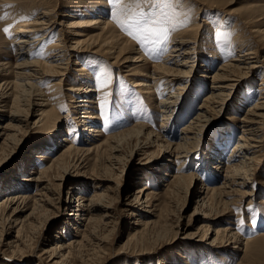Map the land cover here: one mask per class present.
<instances>
[{
	"label": "rangeland",
	"instance_id": "1",
	"mask_svg": "<svg viewBox=\"0 0 264 264\" xmlns=\"http://www.w3.org/2000/svg\"><path fill=\"white\" fill-rule=\"evenodd\" d=\"M227 1L167 0V4L157 6L151 4V0H117L116 3H110L109 0H0V60L10 64L17 58L13 54V27L16 22L38 12L34 10L40 3L50 8L49 18L54 21L55 29L48 39L38 45V55H31L32 59L45 58L47 47L56 41L60 23L67 20L68 14L75 13L80 16L79 20H84L91 18L84 14L93 10V18L106 19L116 29L113 34L122 35L112 56L91 51H83L78 56L89 74V80L72 70L73 74L68 73L63 77L47 76L36 82V86L45 95H53V101L45 108L50 112L42 125L32 127L31 123L36 116L29 117L30 124L27 127H23L24 123L11 122L9 117L3 121L2 124L10 123L15 128L8 131L9 142L6 145L0 143V200L8 193L18 191L11 184L16 176H22L25 169L35 172L51 164L48 158H53L57 153L50 151L49 143L53 141L54 135L47 129L55 124L57 117L60 122L56 130L57 141L61 142L60 139L66 136L74 149L46 171L45 183L51 184H48L52 188L48 196L52 198V205L39 207L35 219L20 228V242L15 238L16 227L9 231L6 221H0V264H49L50 252L44 253L45 250L60 241L67 242L76 238L67 224V214H72L73 217L76 212L75 206H72V210L65 208L64 201L68 191L75 198L79 191L85 198L99 194V205L104 204L107 209L98 207L91 213L94 234H84V239L79 237L82 239L81 243L63 264H264V150L254 154L258 160L253 165L255 169L248 189L253 190V194L243 199L236 197L234 203L228 207L226 205V208L217 200L210 205L212 213L218 211L221 214L214 224L209 223L210 226L230 227L241 243L223 240L218 242L221 246L211 248L204 244L203 239L199 241L204 233V228L200 227L208 222L201 218L204 207L200 206L194 192L201 189L202 184L219 186L222 179H215L209 172H204L203 159L219 137L225 143L223 147H219L220 150L223 149L222 154H229L240 134L236 117L258 100L261 92L259 87L264 86L260 84L264 81V43L242 21L243 15L251 14V17L263 22L259 24L264 28V0ZM105 2L109 3V7ZM140 27L152 28L158 34L142 33L139 31ZM5 28L8 29L7 32L4 31ZM186 28H191L190 35L197 41L198 55L201 58L192 72V83H188L181 96H178L180 99L177 109L168 118L156 109L155 103L169 91H174L171 90L174 87L167 89L164 81L158 80L152 89L153 94L147 96L139 92L133 86V80H143V76L137 72L134 76L128 75L131 62L126 61L132 56L129 44L135 51H140L150 65L148 70H151L154 65H160L165 60L169 37ZM94 32L99 30H92L90 33ZM41 34L38 31L35 36ZM125 39L129 44H125ZM239 45L256 50L254 60L259 66L237 84L224 109L213 114L209 125L200 133V140H194L195 143L191 145V155L181 164L182 173L194 172L199 178L191 184L189 178H183L166 188L165 183L171 179V175L158 181L157 177L165 165L169 166L165 172L172 174L179 163L164 152V146L179 141L180 129L194 116L197 105L208 93L210 83L203 76L206 74L203 66L207 64L204 63V57L213 64L214 69L220 63L234 58V49ZM71 64L72 68L79 66H73V58ZM167 65L174 67L171 63ZM2 78L8 81L13 79L11 74L1 76L0 79ZM60 79L61 84H58ZM51 83L57 85L53 87ZM79 83L83 90L87 85H93L96 90L93 93L94 107H90V111L98 117L96 123L101 133L100 140L138 124L157 133L158 140L151 143V137L146 141L145 135H131L132 138L126 137L120 141V147H117L119 151L110 150V141L99 149L87 151L93 145L82 142L84 126L77 122L79 113L67 111L70 96L78 95L67 89L77 88ZM27 93H21L19 101L17 99L18 106L13 102L14 96L4 98V114L16 109L20 110L18 115L30 113L31 101H39V96L33 97V93ZM163 117L165 120H162ZM65 127L69 133L63 131ZM262 134L264 137V131ZM39 155L49 157L37 158ZM112 155L116 161L111 159ZM32 159L35 162L30 163ZM28 162L30 164L25 168ZM144 184L148 187V192L157 194L149 201L153 205L148 209L152 211V215L126 205ZM34 192V187H30L28 193ZM230 197H226V200ZM145 220L154 222L152 225H143ZM7 230L9 234L5 233ZM246 240L252 242L243 247L242 243ZM15 243L24 258H18L20 253L13 252L18 250L11 246ZM39 256H42V261L38 260Z\"/></svg>",
	"mask_w": 264,
	"mask_h": 264
},
{
	"label": "bare ground",
	"instance_id": "2",
	"mask_svg": "<svg viewBox=\"0 0 264 264\" xmlns=\"http://www.w3.org/2000/svg\"><path fill=\"white\" fill-rule=\"evenodd\" d=\"M230 2H232V0L227 1V3ZM104 4L107 6L109 3L105 2ZM35 11L38 12L31 15L32 18L28 17L23 21H18L13 27L12 35L15 38L11 40L14 45L13 54L17 57L15 62L10 64V62L0 60V78L1 76L5 77L10 74L13 77V79L9 81L2 78L3 82H0V143L3 145H6L7 141L9 142L10 135L8 131L14 130L15 128V126L10 123L2 124L6 118L9 117L11 122L16 121L20 124L24 123L25 126L23 127H27L30 124L29 117H37L31 123L32 127L42 125L46 120L47 113L50 111L45 108L53 101L51 100L53 95L52 93L45 95L36 86V82L38 83V81L43 80L47 76L57 75L63 77L68 73L71 74L73 71H78L82 78H87L89 74L80 63L78 56L83 54V51H91L93 53L103 52L108 56H112L114 55L113 53L116 52L115 45L122 39V35L119 33L113 34L116 29H113L114 27L110 26L106 19H99L100 17L93 18V10H88L89 12L84 14L87 17H91L84 20H79L80 16L72 13L67 15V20L60 23L61 28L58 29L56 41L47 47L45 58L43 60L32 59L33 56L31 57V55H38V45L42 41L48 39V36L55 29V27H53L54 21L49 18L51 14L50 8L40 3L34 12ZM242 17L243 23L252 29L251 32L253 35L259 37V41L264 43V28L259 24L263 22L258 18L255 19L256 17L254 16L251 17V14L243 15ZM92 30H99V32L90 33ZM38 31L42 32V34L36 37L35 34H37ZM191 31V28H186L172 34L169 37V47L167 49V55L164 57L165 60L163 59L160 65H154L151 70H148L150 65L142 54H140V51H135L131 47V44H129V41L127 39L124 40L125 44H129L132 54L126 61L131 62L128 75L134 76L137 72L139 74L141 73L143 76V80H133V86H135L139 92H143L147 96L153 94L154 90L152 89L156 86L158 80H163L167 89L170 86L174 87L171 88V90L174 89V91H169L162 99L157 100L155 103L156 109L163 113L164 116H168V118L171 117L175 109H177L178 100L180 99L178 96L182 94V91H184L188 83H192V72H194L197 66L198 59L201 58L198 55L197 41L194 40L195 37L190 35ZM246 47L245 45H239L234 49V58L220 63V65L216 66L214 69L212 66L213 64H210L207 57H204V63L207 64H204V66L201 65L205 68L204 72L206 73L203 74V76L209 79L210 85L208 86V93L204 95L201 102L197 105L194 116H192L188 123L180 129L179 141L176 143H168L164 146V152H167L169 157H173V159L179 163L176 167V171L172 174L165 172L169 168L168 165H165L161 174L157 177L158 181L162 180V177L166 175H171V179L165 183L166 188L181 181L183 178H189L190 184L199 178L198 174L194 172L183 174L181 164L191 155V145L195 143L194 140H200V133L209 125L213 114L224 109L228 97L237 84L259 66L256 65V60H254L256 57V50L254 51ZM72 58L73 66L79 65L77 68H72ZM216 58L220 59L218 56ZM139 62L140 64H138ZM167 63L173 64L174 67H170ZM87 79L89 80V78ZM262 80H264V77ZM61 81L62 79H60L58 84H61ZM260 84H264V81H261ZM51 85L55 87L57 84L51 83ZM259 89L261 92L259 93L260 96L258 100L249 105L245 112L236 117L238 121L236 124H238L237 128H239L240 134L232 144L229 154L227 156L222 154L223 149L220 150L219 147H223L225 143H223V140L219 137L216 138L211 151H209L203 159L205 163L203 165L204 172H209L215 179L222 178L219 182V186L209 187L206 184H202L201 189L194 192L200 206L204 207V213L201 215V218L204 219V222H208V224H204L200 227L204 228V233H201L202 237L199 241L203 239L204 244L211 248L221 246L219 243L223 240L231 243L232 241L233 243H241L240 239L231 231L230 227L213 226V228L211 227L212 225L210 226L209 223L214 224L221 216L218 211L212 213V211H210V205L217 200L216 202H221L222 205H225L224 208H226V205L228 207V205L233 204L234 200L237 198L243 199L253 194V190L248 189H250V181L252 179L253 170L255 169L253 165L257 163L258 160L257 156L254 154L264 150V137L262 136L264 131V86H260ZM67 90L75 93L77 92L76 94H78L70 96L71 99L69 100L67 111L68 113L69 110L79 113L77 122L84 126L82 129L84 136L82 142L87 145H93L92 148L87 149V151L94 148L99 149L110 141L111 144L109 148L112 152H115L118 150L117 147H120L118 146L120 141L126 137L132 138L131 135H135V137L145 135L146 141L151 137V143L158 140L157 133L148 131L147 127L142 124L128 127L115 135L107 137L105 140H100L99 137L101 133L96 123V118L98 117L96 113L90 111V107H92L94 103L93 93L96 91L93 85H87L86 89L83 90L82 85L79 83L77 88L69 87ZM22 92H24V94L25 92L27 94L33 93V97L39 96V101H31V112L18 115L19 109H16L13 111L11 110L9 114H4L5 111L3 108L6 107L4 98L14 96L13 99H15V101L13 100V102L18 106L17 99L19 101ZM57 118L55 124L47 129L50 134L54 135L53 141L49 143L50 151H56L57 155L53 158L47 155H39L37 157H49L48 160H51V164L35 172L32 170L26 171L25 169L23 174H21L22 176H16L11 184L12 187L18 191L8 193L0 200V221H6V228L9 229V231L10 229L12 230L13 227H16V240H19L20 228L23 225L25 226V224L31 223L35 219V213L39 207L43 208L47 204L52 205V198L48 196V192L52 190L48 184H51L50 182L45 183L46 171L50 169L54 163L64 159L66 155L74 149L66 136L60 139L61 142L65 143L57 141L56 130L60 124ZM162 120H165V117H163ZM160 125L162 126L163 123H160ZM144 130H146V132ZM63 131L69 133L66 127ZM144 142L145 141H143V143ZM39 144H41V142ZM42 144L44 146L46 145L44 142H42ZM112 158L115 160V156L112 155L111 159ZM33 162H35V160L32 159L30 163ZM30 163L28 162L25 168H27ZM170 163H172V161ZM30 187H34L35 189V192L32 194L28 193ZM147 188L145 184L142 185L140 189L136 191L132 201L127 202L126 205L130 208H135L141 212L152 215V211L148 209L153 205L149 201L155 198L157 194L151 191L148 192ZM59 193L58 197L60 195ZM67 194L68 196L64 201L65 208L72 210V206L76 207V212L73 217L72 214H67V217H69L67 224H69L71 230L74 231V237L76 236V238H72L67 242L60 241L51 246L50 249L45 250L44 253L50 252L48 259L50 261L49 264H63V262L67 260L69 254L71 255L74 248L84 239V234H94V230L91 228L93 220L91 213L98 207L104 210L107 209V206L104 204L99 205V194H94L90 198L82 197V195H80L81 191L78 192L77 198L72 195V192L68 191ZM230 196H235V198ZM226 197H230V199L226 200ZM153 222V220H145L142 224L152 225ZM9 231L7 230L5 233L9 234L7 233ZM79 237L82 239L80 240ZM250 242L252 241H243V247H246ZM11 246L15 249L18 248L16 243L15 245L11 244ZM18 250L13 252L15 254L16 252L20 253L18 258H24V255L21 254L22 251L19 248ZM42 259V256H39L38 260L42 261Z\"/></svg>",
	"mask_w": 264,
	"mask_h": 264
},
{
	"label": "snow or ice",
	"instance_id": "3",
	"mask_svg": "<svg viewBox=\"0 0 264 264\" xmlns=\"http://www.w3.org/2000/svg\"><path fill=\"white\" fill-rule=\"evenodd\" d=\"M110 3H116L117 0H109ZM146 2H149V0H146ZM151 4L154 5H161V4H167V0H151ZM5 32L8 31L7 28L4 29ZM139 31H141L142 33H148V34H158V33H154L152 28L149 27H140ZM103 87V85H101ZM251 207V206H249Z\"/></svg>",
	"mask_w": 264,
	"mask_h": 264
}]
</instances>
